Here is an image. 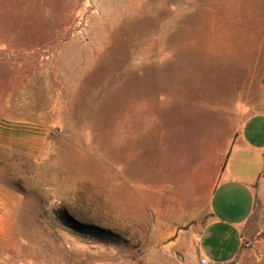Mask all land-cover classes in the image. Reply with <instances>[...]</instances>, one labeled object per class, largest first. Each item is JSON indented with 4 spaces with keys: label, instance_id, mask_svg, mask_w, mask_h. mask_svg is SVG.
I'll list each match as a JSON object with an SVG mask.
<instances>
[{
    "label": "rangeland",
    "instance_id": "rangeland-1",
    "mask_svg": "<svg viewBox=\"0 0 264 264\" xmlns=\"http://www.w3.org/2000/svg\"><path fill=\"white\" fill-rule=\"evenodd\" d=\"M257 113L264 0H0V264H199ZM254 190L228 264H264V171Z\"/></svg>",
    "mask_w": 264,
    "mask_h": 264
},
{
    "label": "crops",
    "instance_id": "crops-1",
    "mask_svg": "<svg viewBox=\"0 0 264 264\" xmlns=\"http://www.w3.org/2000/svg\"><path fill=\"white\" fill-rule=\"evenodd\" d=\"M263 171L264 114L257 113L237 124L207 196L209 219L190 239L195 240L200 259L218 264L213 260L215 257L221 261L219 264H228L235 258L242 242L239 229L251 212L254 189ZM229 237L236 238L233 250L221 257L223 252L220 253L219 247V253L212 254L209 247L220 246Z\"/></svg>",
    "mask_w": 264,
    "mask_h": 264
},
{
    "label": "built area",
    "instance_id": "built-area-1",
    "mask_svg": "<svg viewBox=\"0 0 264 264\" xmlns=\"http://www.w3.org/2000/svg\"><path fill=\"white\" fill-rule=\"evenodd\" d=\"M199 263L200 264H208L207 261L205 259H203V258L200 259Z\"/></svg>",
    "mask_w": 264,
    "mask_h": 264
},
{
    "label": "water",
    "instance_id": "water-1",
    "mask_svg": "<svg viewBox=\"0 0 264 264\" xmlns=\"http://www.w3.org/2000/svg\"><path fill=\"white\" fill-rule=\"evenodd\" d=\"M54 264H58V263H54Z\"/></svg>",
    "mask_w": 264,
    "mask_h": 264
}]
</instances>
